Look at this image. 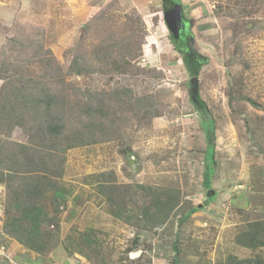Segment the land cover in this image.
Here are the masks:
<instances>
[{"label": "rangeland", "instance_id": "374dc122", "mask_svg": "<svg viewBox=\"0 0 264 264\" xmlns=\"http://www.w3.org/2000/svg\"><path fill=\"white\" fill-rule=\"evenodd\" d=\"M180 2L184 31L203 59L198 76L170 40L163 0H0V90L5 79L33 77L66 92L68 103L79 102L73 111L67 105L77 114L68 124L83 131L91 95L128 92L126 103L108 105L106 134L95 128L93 144L61 156L56 184L67 198L50 192L45 200L48 253L4 231L0 181V264H229L256 252L264 259V247L239 245L249 225L264 227V0ZM194 77L215 123L211 201ZM10 139L27 143L16 126ZM158 195L177 202L163 222L153 220ZM89 230L96 245L86 243Z\"/></svg>", "mask_w": 264, "mask_h": 264}, {"label": "trees", "instance_id": "16d2710c", "mask_svg": "<svg viewBox=\"0 0 264 264\" xmlns=\"http://www.w3.org/2000/svg\"><path fill=\"white\" fill-rule=\"evenodd\" d=\"M181 8L180 0H164L163 20L169 29L170 40L181 56L186 70L192 76H198L203 59L194 52L189 43V35L184 31V21L178 37L172 31V22L178 20L177 15ZM179 14L184 19L182 10ZM39 78L43 77L37 79ZM25 79L28 80L19 83L20 85L13 83L11 79L9 81L5 79L0 90V181L6 190L3 229L27 249L37 254H45L50 251L54 239V235L44 228L45 223L48 222L45 200L50 192L53 193V198L60 200L67 198V191L56 184L62 176L59 170L64 163V158L61 156L69 149L93 144L95 128L106 134L108 132L106 120L110 111L108 105L126 103L128 92L118 89L115 92L105 93L101 97L99 94L91 95L88 104L81 112L82 117H86L89 121L85 125L84 132L79 126L70 127L68 124V121L75 120L74 116L77 114L67 112V105L73 111L79 107V102L77 104L68 103L66 92L63 94L53 91L43 81L35 83L36 78L33 77ZM192 79L190 80L191 102L200 114L202 129L206 134L208 154L205 158L204 186L208 191V201H211L216 196L212 189V176L215 168L212 133L214 134L215 131V123L208 114L206 103L200 97L197 83ZM61 83L63 84L64 80L56 82L57 85ZM149 108L152 106L146 105L142 108L147 116H149L147 110ZM96 115L99 117L97 122L94 121ZM80 120L82 121V118ZM74 124L76 123H70L71 126ZM15 126L23 130L27 143H18L10 139ZM104 177L105 175L101 174L98 180ZM151 204L156 208L155 218H160L153 220L163 222L167 220L177 202L169 196L158 195ZM198 210L199 207L190 208L182 221ZM119 211L122 212L121 207ZM144 214L147 217V212ZM249 228L248 231L239 235V245L253 252L260 250L264 247L263 223L254 222L251 226L249 225ZM92 231L89 230L87 232L89 234H83L86 236L88 245L99 243L97 237L90 238ZM72 243L71 241L69 246ZM174 249L177 250L175 245ZM78 252L83 253V249L80 248ZM261 256L257 252L252 258L238 259L233 256L230 257L231 263L229 264H264Z\"/></svg>", "mask_w": 264, "mask_h": 264}, {"label": "water", "instance_id": "95a60500", "mask_svg": "<svg viewBox=\"0 0 264 264\" xmlns=\"http://www.w3.org/2000/svg\"><path fill=\"white\" fill-rule=\"evenodd\" d=\"M181 3V2H180ZM181 10H182V8H181ZM181 10L178 12V15H177V19L178 20H174L173 22H172V25H173V27H172V31H173V33L175 34V36L176 37H178L179 36V34H180V28H181V26L183 25L182 23H183V19H182V17H180V15L181 14H179L180 12H181ZM182 13H183V11H182ZM183 16V15H182ZM186 27V24H185V21H184V28ZM186 29V28H185ZM196 78H194L192 81L193 82H196L197 80H195Z\"/></svg>", "mask_w": 264, "mask_h": 264}, {"label": "built area", "instance_id": "2783aa9c", "mask_svg": "<svg viewBox=\"0 0 264 264\" xmlns=\"http://www.w3.org/2000/svg\"><path fill=\"white\" fill-rule=\"evenodd\" d=\"M0 223H1V222H0ZM4 250H5L4 246H3V245L0 246V252H1V253H4Z\"/></svg>", "mask_w": 264, "mask_h": 264}, {"label": "flooded vegetation", "instance_id": "af4514ba", "mask_svg": "<svg viewBox=\"0 0 264 264\" xmlns=\"http://www.w3.org/2000/svg\"><path fill=\"white\" fill-rule=\"evenodd\" d=\"M163 1H164V0H163ZM183 18H184L183 21H185V16H183ZM186 33H187V31H186Z\"/></svg>", "mask_w": 264, "mask_h": 264}, {"label": "crops", "instance_id": "0c3cea01", "mask_svg": "<svg viewBox=\"0 0 264 264\" xmlns=\"http://www.w3.org/2000/svg\"><path fill=\"white\" fill-rule=\"evenodd\" d=\"M184 15V14H183Z\"/></svg>", "mask_w": 264, "mask_h": 264}]
</instances>
